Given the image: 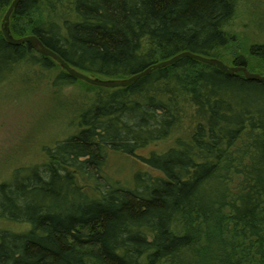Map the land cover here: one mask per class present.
I'll use <instances>...</instances> for the list:
<instances>
[{"label": "trees", "instance_id": "1", "mask_svg": "<svg viewBox=\"0 0 264 264\" xmlns=\"http://www.w3.org/2000/svg\"><path fill=\"white\" fill-rule=\"evenodd\" d=\"M238 4L20 0L9 29L89 77L123 80L182 52L213 58L232 41ZM249 55L264 64V43ZM39 57L0 37V84L23 62L59 66ZM73 81L62 70L55 86ZM100 89L76 133L44 149L46 163L0 184V220L26 226L0 230V264H264V83L185 58ZM171 137L162 153H138ZM117 158L156 174L123 184L106 170Z\"/></svg>", "mask_w": 264, "mask_h": 264}, {"label": "rangeland", "instance_id": "2", "mask_svg": "<svg viewBox=\"0 0 264 264\" xmlns=\"http://www.w3.org/2000/svg\"><path fill=\"white\" fill-rule=\"evenodd\" d=\"M6 10L0 12V27ZM23 19L18 25L26 26ZM232 41L212 56L229 67L237 57H244L251 73L264 74V64L249 55V48L264 43V0H239L237 13L229 28ZM31 36L29 32L24 37ZM0 37H2L0 28ZM35 56L40 58L37 53ZM62 69L38 72L23 62L0 84V184L10 182L13 173L32 165L46 163L44 149L53 148L77 131L79 115L89 107L101 89L81 81L55 86ZM175 137L152 144L140 155L162 153L172 147ZM107 173L123 184L131 183L137 171L152 170L117 158ZM21 232L23 224L0 220V230Z\"/></svg>", "mask_w": 264, "mask_h": 264}, {"label": "water", "instance_id": "3", "mask_svg": "<svg viewBox=\"0 0 264 264\" xmlns=\"http://www.w3.org/2000/svg\"><path fill=\"white\" fill-rule=\"evenodd\" d=\"M20 0H13L12 3L10 4L9 8L7 9L4 18L1 23V33L5 41L13 46H19L23 44H29L32 48V50L37 53L40 56L43 57H48L55 61L62 70H64L71 78L84 82L88 85L99 87V88H105V89H118V88H125L130 86L131 84L135 83L139 79L150 75L152 72L156 70H160L163 68H167L169 66L174 65L178 61L188 58L191 60H194L196 62H199L201 64L213 67L218 69L220 72L226 74V75H235L237 73H242L245 77V79L250 80V81H256V82H261L264 83V74H255L251 73L247 68L245 67H229L225 65L222 61L214 58H208L204 57L201 55L197 54H192L190 52H182L179 53L172 58L158 62L154 65H151L144 71L131 76L130 78L123 79V80H100L96 78H92L87 76L86 74L76 70L75 68H72L69 64H67L65 61H63L57 54L43 46V44L33 35L31 36H26L20 39L14 38L9 29V20L10 17L19 4Z\"/></svg>", "mask_w": 264, "mask_h": 264}]
</instances>
